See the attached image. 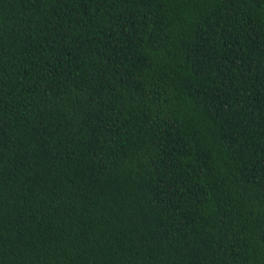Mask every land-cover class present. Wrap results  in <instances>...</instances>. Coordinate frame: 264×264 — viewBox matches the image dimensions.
Instances as JSON below:
<instances>
[{
	"label": "trees",
	"instance_id": "1",
	"mask_svg": "<svg viewBox=\"0 0 264 264\" xmlns=\"http://www.w3.org/2000/svg\"><path fill=\"white\" fill-rule=\"evenodd\" d=\"M0 264H264V0H0Z\"/></svg>",
	"mask_w": 264,
	"mask_h": 264
}]
</instances>
